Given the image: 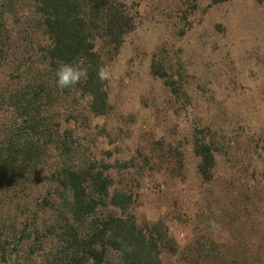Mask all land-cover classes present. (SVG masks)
<instances>
[{
	"label": "rangeland",
	"instance_id": "1",
	"mask_svg": "<svg viewBox=\"0 0 264 264\" xmlns=\"http://www.w3.org/2000/svg\"><path fill=\"white\" fill-rule=\"evenodd\" d=\"M27 1L15 7L27 11ZM117 1L133 27L103 49L108 109L94 115L79 93L65 104L73 161L94 158L100 169L124 163L105 173L134 194L127 213L138 223L165 220L179 253L164 254V264H188L183 247L196 239L211 254L223 250L227 263L264 264V0ZM199 140L215 154L209 181L198 173ZM58 160L50 149L22 183L0 179V237L26 227L28 262L62 256ZM99 206L98 215L110 209Z\"/></svg>",
	"mask_w": 264,
	"mask_h": 264
},
{
	"label": "trees",
	"instance_id": "2",
	"mask_svg": "<svg viewBox=\"0 0 264 264\" xmlns=\"http://www.w3.org/2000/svg\"><path fill=\"white\" fill-rule=\"evenodd\" d=\"M17 3L0 0V179L10 186L22 183L48 150L57 152L59 160L52 175L67 219L57 241L62 256L51 264H108L109 256L115 254L114 264H164V254L179 253L165 220L138 223L127 213L134 194L113 187L112 177L105 173L124 163L116 160L100 169L94 158L79 156L73 161L77 147L65 106L72 94L79 93L89 98L91 113L106 112L107 93L104 80L98 77L103 49L119 43L133 27L132 16L117 0H28L27 11L21 6L17 9ZM80 60L86 78L59 89L57 68ZM152 70L166 76L154 65ZM194 150L200 157L198 173L209 181L215 166L211 144L196 141ZM99 205L110 209L98 215ZM27 232L23 227L10 237H0V264H37L34 258L28 262L24 254L33 250ZM32 233L38 238L36 227ZM183 250L188 264H231L223 250L211 254L198 239L189 240ZM233 255L240 257L237 251Z\"/></svg>",
	"mask_w": 264,
	"mask_h": 264
},
{
	"label": "clouds",
	"instance_id": "3",
	"mask_svg": "<svg viewBox=\"0 0 264 264\" xmlns=\"http://www.w3.org/2000/svg\"><path fill=\"white\" fill-rule=\"evenodd\" d=\"M83 61H77L73 63H63L56 70V86L63 90L77 85L81 82L82 78H86L87 71L80 65ZM108 72L101 68L98 71V77L101 81L108 79Z\"/></svg>",
	"mask_w": 264,
	"mask_h": 264
}]
</instances>
